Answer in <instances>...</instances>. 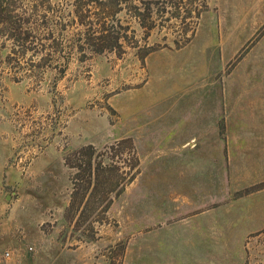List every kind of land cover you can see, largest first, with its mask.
<instances>
[{
  "label": "rangeland",
  "instance_id": "374dc122",
  "mask_svg": "<svg viewBox=\"0 0 264 264\" xmlns=\"http://www.w3.org/2000/svg\"><path fill=\"white\" fill-rule=\"evenodd\" d=\"M0 264H264V0H0Z\"/></svg>",
  "mask_w": 264,
  "mask_h": 264
},
{
  "label": "built area",
  "instance_id": "2783aa9c",
  "mask_svg": "<svg viewBox=\"0 0 264 264\" xmlns=\"http://www.w3.org/2000/svg\"><path fill=\"white\" fill-rule=\"evenodd\" d=\"M4 256H5L6 258H9V257H10V253H9V252H6V253L4 254Z\"/></svg>",
  "mask_w": 264,
  "mask_h": 264
},
{
  "label": "water",
  "instance_id": "95a60500",
  "mask_svg": "<svg viewBox=\"0 0 264 264\" xmlns=\"http://www.w3.org/2000/svg\"><path fill=\"white\" fill-rule=\"evenodd\" d=\"M7 198H9V197H7Z\"/></svg>",
  "mask_w": 264,
  "mask_h": 264
}]
</instances>
